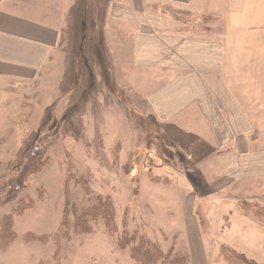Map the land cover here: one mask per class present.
<instances>
[{
	"label": "crops",
	"instance_id": "1",
	"mask_svg": "<svg viewBox=\"0 0 264 264\" xmlns=\"http://www.w3.org/2000/svg\"><path fill=\"white\" fill-rule=\"evenodd\" d=\"M62 3L0 0V148L13 130L18 139L35 86L49 88L58 60L65 67ZM94 23L115 83L154 120L174 155L160 157L172 170L167 182L140 177L139 185H153L158 200L161 189L184 187L165 195L188 228H203L197 210L227 199L231 206L241 200L242 228L263 232L264 219L245 212L242 201L264 207V0H106L105 17L91 18ZM75 67L72 60L61 97L75 94ZM115 101L104 103L125 111ZM104 111L96 109L98 118ZM235 248L264 264L246 244Z\"/></svg>",
	"mask_w": 264,
	"mask_h": 264
},
{
	"label": "rangeland",
	"instance_id": "2",
	"mask_svg": "<svg viewBox=\"0 0 264 264\" xmlns=\"http://www.w3.org/2000/svg\"><path fill=\"white\" fill-rule=\"evenodd\" d=\"M105 5L106 0L61 4L66 14L61 59L65 67L60 68L58 60L60 67L51 71L49 88L41 83L35 86L33 101L25 102L26 112L17 126L18 139L13 130L0 148L1 231L2 220L13 217L18 206V202L5 203L9 185L29 162L32 147L42 149L48 137H56L44 149L50 161L19 197L31 198L35 205L13 217L14 238L0 250V264H55L56 257L60 264H139L132 250L144 239L171 257L183 254L189 264H227L222 247L235 250L241 243L251 247L257 259H264V230L242 228L245 221L237 220L241 200L233 206L227 199L217 201L209 211L200 208L197 214L203 228H188L177 209L170 211L175 202L165 195L168 191L184 193V187L171 184L161 189L163 198L158 200L153 185H139L140 177L142 181L150 178L159 183L164 178L167 182L172 170L160 157L174 155L159 136L154 120L137 110L113 79L115 67L105 55L101 26L89 24L91 18L99 21L105 17ZM93 33L97 35L90 41ZM72 60L77 88L74 95L61 97L59 85L71 70ZM91 96L102 105L95 106ZM106 98L118 99L120 103L115 102L125 111L105 104ZM99 107L105 111L98 118ZM99 197L112 202L114 223L107 227L100 219L91 233H77L71 227L78 213ZM63 219L67 228L61 229ZM65 230L69 239L67 233L61 235ZM59 243L63 244L60 251Z\"/></svg>",
	"mask_w": 264,
	"mask_h": 264
},
{
	"label": "trees",
	"instance_id": "3",
	"mask_svg": "<svg viewBox=\"0 0 264 264\" xmlns=\"http://www.w3.org/2000/svg\"><path fill=\"white\" fill-rule=\"evenodd\" d=\"M54 136H57V134ZM55 139L56 137L49 140L48 137L47 144H44L43 142L44 146L42 149L32 147L28 154V156H30L29 162L25 165L19 176L12 181V184L9 185L8 192L5 196V203L18 202V206L13 211L15 215H22L25 213V210L32 208L35 205V201L33 199L28 198L29 200H25L19 199V197L29 189V181L31 178L40 173L50 161L46 152H44V149L46 147L50 148L54 144ZM113 209V204L109 199L99 197L95 204L84 209L81 213H78L76 221L71 228H75L77 233H91L94 228L93 224L100 219L105 220L107 227H111L115 218ZM243 210L245 212H250L258 219H264V207L244 202ZM74 212H76V210H74ZM13 217L6 216L1 222L2 229L0 231V250L4 248V245L9 240L11 241L14 238V232L12 230L14 222ZM60 228H67L65 220L61 223ZM61 229H59L58 233H60ZM65 233H67L66 230L61 232V235L64 236ZM67 234L69 235L67 239H69V232ZM59 237L63 238L60 235ZM61 248H63V244L59 243L58 250L60 251ZM221 254L227 264H258L229 247H222ZM132 255L139 264H189L188 258L183 254H177L174 257L166 255L156 244L151 243L146 239L142 240V243L132 250ZM55 260V264L61 263L60 258L56 257Z\"/></svg>",
	"mask_w": 264,
	"mask_h": 264
}]
</instances>
